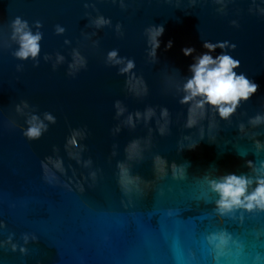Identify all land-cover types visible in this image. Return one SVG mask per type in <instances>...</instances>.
<instances>
[{"label":"water","instance_id":"95a60500","mask_svg":"<svg viewBox=\"0 0 264 264\" xmlns=\"http://www.w3.org/2000/svg\"><path fill=\"white\" fill-rule=\"evenodd\" d=\"M17 16L43 34L36 60L13 55L18 45L10 25ZM100 16L110 24L97 28ZM57 25L63 34H56ZM159 25L164 33L152 62L145 29ZM205 41L234 44L210 54L226 52L239 60L237 74L259 88L229 120L206 106L204 118L186 128L189 105L180 103V89L191 76L193 56L207 51ZM189 47L196 50L193 56L182 51ZM113 50L124 63L108 62ZM74 52L84 66L70 67ZM129 60L135 67L121 74ZM136 81L147 87L146 95L132 90ZM117 101L124 108L120 115ZM148 108L155 114L145 120ZM45 113L56 122L44 120ZM258 114L264 115V0H0V264H217L206 237L221 230L243 251L237 255L232 245V255L218 264H264V212L219 217L217 197L202 195L205 176H252L246 162L264 161V150L254 147L255 140L264 143V124H249ZM32 115L48 124L37 140L23 134ZM129 115L134 127L126 123ZM74 131L81 133L77 146L68 145ZM137 140L141 158L128 160L126 148ZM157 155L169 165L184 164L186 179H172L170 169L158 179ZM49 157L60 160L64 171ZM121 162L150 182L141 185L146 195L121 193ZM44 163L52 183L44 179Z\"/></svg>","mask_w":264,"mask_h":264},{"label":"clouds","instance_id":"9594fccd","mask_svg":"<svg viewBox=\"0 0 264 264\" xmlns=\"http://www.w3.org/2000/svg\"><path fill=\"white\" fill-rule=\"evenodd\" d=\"M115 2V0H114ZM195 2V0H193ZM221 2V0H217ZM85 7H88L86 4ZM123 7V5H122ZM235 21L233 24L235 25ZM94 24L97 28L110 24V20L105 19L103 16L98 17ZM37 28L42 27L40 21H36ZM11 39L18 45L17 50L13 53L14 57L19 60H28L29 58L36 60L40 54L41 47L40 41L43 38V34L39 31L33 33L29 27L28 21L17 16L11 22ZM120 26L117 25V31L119 32ZM65 29L59 25L55 27L57 35L63 34ZM148 36V44L150 51L148 55L152 58V62L157 60V50L160 47V37L164 33L163 25L150 26L145 29ZM122 35V33H120ZM167 48L172 47V42L169 41L166 45ZM231 47L235 49V45H229L227 41L211 43L205 41L203 48L207 51L201 53L198 56H193L196 51L195 48L182 49L185 56H193V63L189 65V72L191 76L186 79L182 88L180 89L184 95L180 99L181 104H187L188 116L185 124L186 128L195 127L200 120H202L206 113V106L214 109L219 117L223 120H229L230 117L236 112L241 102L248 101L257 91L259 85L250 80L244 73L237 74L235 69L240 67V61L233 58L226 52H221L217 56H213L210 53L214 52L217 48L226 49ZM118 53L116 50L110 51L107 56L109 63L122 64L124 61L118 59ZM46 59L48 57H45ZM58 60H63L62 56L58 57ZM85 61L80 56L79 52H74L73 63L70 67L76 69L77 67L84 66ZM135 67L134 61L129 60L127 64L120 68V73H128ZM131 84V81L129 82ZM142 81H136L135 85H132V90L136 95H146L147 87H137L136 85L142 84ZM23 107L27 108L26 101L22 102ZM116 108L118 109L117 115L124 112V108L121 107L120 102H116ZM17 112L22 111L18 105ZM155 114L154 109L148 108L144 113L145 120L150 119ZM169 115L167 108L161 109V116L167 118ZM136 118H140L141 113H135ZM44 120L54 124L56 119L50 113L44 114ZM27 128L23 134L29 140L39 139L47 130L48 124H45L38 116L32 115L27 121ZM126 123L130 126H135L133 123V116L129 115ZM249 124L253 127L264 124V115H256L249 120ZM167 130V124L161 126L159 131L161 135H164ZM239 130L244 133L245 126L241 124ZM115 131H119L117 128ZM201 130V134H202ZM246 134V133H245ZM81 135L79 131H74L72 137L68 140V145L77 146L76 136ZM253 136L257 135L255 133ZM251 138V137H250ZM194 147V146H193ZM254 147L259 153L264 150V143L259 140L254 141ZM127 159L134 160L141 158L140 142L133 141L127 148ZM69 155H73L69 153ZM57 170L63 172L62 162L60 160L53 161L51 157L47 158ZM247 166L251 169L253 175H237L229 173L219 176L218 178H211L209 176L204 177V182L207 185V192L202 195L214 194L217 199L214 200V212L219 217H233L238 210H243L248 213L264 212V161H260L259 165L253 161H247ZM91 164V161L86 163ZM45 176L44 179L52 183L53 177L48 175V163L43 164ZM117 184L121 193L126 197L133 195H146L144 188L141 185L147 187L150 182L145 181L140 175H134L131 168L126 163L117 164ZM154 174L158 179H164L167 177L169 169L171 170V176L174 180H184L187 175V168L184 164L177 165L176 163L168 164L167 160L159 155L154 158L153 161ZM93 180L96 178V173L92 174ZM255 184V187L249 191L250 187ZM81 191L83 189L81 188ZM168 215H172V210L168 211ZM243 217L241 216V219ZM2 226V225H0ZM27 241L28 236H24ZM35 239V237H33ZM207 244L211 246L213 251V260L218 262L222 257L232 255V245H236V254L239 255L243 251V246L233 240L232 235L226 230L213 232L206 237ZM12 250H16V245H12ZM21 252L26 254V249L21 248ZM261 257L257 256L256 260L260 261Z\"/></svg>","mask_w":264,"mask_h":264}]
</instances>
